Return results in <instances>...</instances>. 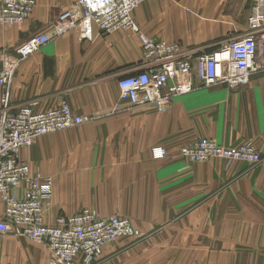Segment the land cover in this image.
Returning <instances> with one entry per match:
<instances>
[{
	"label": "crops",
	"instance_id": "1",
	"mask_svg": "<svg viewBox=\"0 0 264 264\" xmlns=\"http://www.w3.org/2000/svg\"><path fill=\"white\" fill-rule=\"evenodd\" d=\"M35 1V11L24 23L0 24V55L2 51L14 55L33 36L51 38L16 68L11 105L14 109L30 105L43 112L66 99L76 114L91 117L85 132L92 134V148L72 149L78 153L75 164H69L75 165L78 190L83 197L108 198V207L93 208L124 214L151 235L141 243L105 247L96 264L155 262L154 255L144 250L152 244L190 247L183 259L190 264H244L246 257L239 247L264 246V69L239 91L217 85L175 97L166 111L136 108L120 99L118 83L142 60L139 34L119 30L96 33L93 41H84L71 29L57 36L54 28L59 19L77 0ZM250 2L254 0H146L133 17L140 33L149 38L212 51L247 31L220 21L240 22V12ZM172 15L177 16V24L169 30ZM259 59L264 63V46ZM199 138L228 148L250 145L263 161L256 166L217 158L193 163L179 156L181 147ZM155 146H164L170 157L152 159ZM31 148L22 149L20 158L34 166L40 146ZM88 149L93 150L91 155L86 154ZM47 151L51 150H43ZM49 171L57 176L56 182L65 179L57 168ZM63 173L66 178L70 174ZM86 182L102 183L107 192L89 194ZM60 189L61 185L55 186L53 201ZM59 212L52 205L45 222H53L51 214ZM25 242L16 253L0 257L7 258L6 264H50L47 247ZM254 260L260 263V255Z\"/></svg>",
	"mask_w": 264,
	"mask_h": 264
},
{
	"label": "built area",
	"instance_id": "2",
	"mask_svg": "<svg viewBox=\"0 0 264 264\" xmlns=\"http://www.w3.org/2000/svg\"><path fill=\"white\" fill-rule=\"evenodd\" d=\"M145 1L80 0V19L75 20L69 12L54 28L57 36L75 29L84 41H93L96 33L110 35L119 30L139 34L142 60L119 80L121 100L133 107L165 111L175 97L201 88L223 85L231 91L242 90L263 71L259 56L264 46V0H254L249 30L212 51L186 49L178 42L156 41L141 34L133 12ZM35 8V0H0V24L11 27L24 23ZM50 39L48 34L36 35L19 45L14 55L8 51L0 55V237L13 234L47 247L50 264H95L105 247L122 237L138 235V231L124 219L100 218L89 211L46 224L45 202L52 195L53 181L33 175L19 159L20 151L34 146L41 137L91 121L89 116L76 114L66 101L43 112L30 105L12 107L10 89L16 68ZM151 154L155 160L168 157L162 146L153 147ZM180 155L193 162L221 158L258 164L263 160L250 145L228 148L210 138H199L182 147Z\"/></svg>",
	"mask_w": 264,
	"mask_h": 264
},
{
	"label": "rangeland",
	"instance_id": "3",
	"mask_svg": "<svg viewBox=\"0 0 264 264\" xmlns=\"http://www.w3.org/2000/svg\"><path fill=\"white\" fill-rule=\"evenodd\" d=\"M79 1L80 0H77L75 5L73 7H71L70 11H69L70 13H72V15L75 16V18H74L75 20L80 19V15H79L80 9H78V2ZM243 7H244V11L240 12V14L242 13L240 22H231L228 20H223L220 22L223 23L225 21L224 23H230V24L235 25L236 27L243 26V29L246 28L247 30H249L250 29L249 20H250V17L252 15L253 5L250 2L249 4H247ZM239 8H241V7H239ZM176 20H177V16L172 15V19L167 23V28L169 30H172V28L175 26V24H177ZM136 24H137V22H136ZM138 27H139V25H138ZM139 30H140V28H139ZM238 35H240V34H238ZM238 35H235L234 37H230L225 41H229ZM151 39H153V38H151ZM154 40H156V39H154ZM156 41H162V40H156ZM140 42H141V40H140ZM165 42H167V41H165ZM174 42H176V41H174ZM178 43H180V42H178ZM0 89H1V96H2L3 89L1 86H0ZM10 100H11V89H10ZM62 101H66L68 103V101L66 99H64ZM141 107H145V106H141ZM87 124L88 123H86L82 126L71 127L68 129L60 130V131L52 133L50 135L41 137L37 141V143L34 145V147H32V148L30 147L31 149H33L37 145L40 146L39 153L34 155L35 156V161H34L35 168L31 163L29 164L28 162L21 160L20 153H19V159L23 163L27 164L30 167L31 173L33 175H35V176L39 175L42 177H49L53 181L52 195H51L50 199L45 202L44 221L46 218L49 217L51 206L54 204H56L58 206V208H60V212L53 214V215L51 214V216L54 217L53 222H51V223L45 222L46 224H49V225H53L55 223L56 219L59 217H71V216H74V215L81 213V212H84V211H89V212L95 214L96 216H98L100 218L118 217V218L124 219L128 223H130V225L135 230L138 231V235H135L132 237H122L119 240H117L115 243H117V242L135 243V244L141 243L142 241H145L146 239H148L151 235L144 233L127 216H125L124 214H116V213L115 214H106V213H102V212L99 213L98 211H96L93 208V205H95L97 207H101V208L108 207L110 205L108 198L83 197L82 192H80L78 190V182L76 180L75 165H73L71 167L69 164H70V162H73L74 164L76 162L78 150H77V153L75 154L73 151L75 147H77L78 149H81V150L84 147H91L92 148V144H91V142L93 141L92 134L90 132H85V128H86ZM191 143H193V142H191ZM191 143H189V144H191ZM189 144H186L183 147H185ZM41 149H42V152H41ZM45 149H48L51 151H47L48 153L45 154L43 152V150H45ZM181 149H182V147H181ZM180 150H179V156L182 157L180 155ZM89 152H90V154H89ZM92 152H93V150H91V149L86 150L87 155L88 154L91 155ZM72 155H75V157H71ZM151 157H152V154H151ZM169 157H170V154L168 152L167 158H169ZM167 158H165V159H167ZM152 159H153V157H152ZM184 159H186V158H184ZM210 159H213V158H210ZM210 159H208V160H210ZM217 159H221V158H217ZM162 160H164V159H162ZM186 160H188V159H186ZM222 160L227 161V162H234V161H228L225 159H222ZM188 161H191V160H188ZM262 161L260 163H262ZM191 162H193V161H191ZM240 162H245V161H240ZM193 163H203V162H193ZM246 163H248V162H246ZM260 163H258V164L249 163V165L256 166V165H259ZM51 168H54V169L57 168L58 171L60 172V175H62V177L65 179L63 181L57 180V182L61 181V182L57 183L56 179H55L57 176L52 174L49 171V170H51ZM63 171L65 173H66V171H69L70 174L68 175L67 178H66L65 174L63 173ZM74 181H75V184H74ZM58 184L61 185V189L58 192L56 199L53 201L54 189H55V186ZM85 185L88 186V193L89 194H97L98 195V194H103V193L107 192L104 188H102V185H104V184L99 183V182H90V183L86 182ZM86 193H87V191H86ZM25 241L28 244H36L34 241H32L26 237H17L13 234H6L5 236L3 235L2 237H0V255L7 256V254L16 253L15 249L20 248L21 242L24 243ZM115 243H113L111 245H114ZM239 248L242 250L240 252L242 254H244V256L246 257L245 258L246 261L244 262V264H264V246H243V247H239ZM144 250L150 251L149 256L151 254L154 255L153 259L155 260V262L144 261V262H141L140 264H190V262L183 260L184 258L188 257L190 247H175V246L174 247H167V246H160L158 244H152V245L146 247ZM140 253H142V251ZM171 253H173L174 256L172 258L168 259L171 255ZM102 255H101V257H102ZM258 255H260V259H261L260 263H258L257 261L254 260V259H256V257ZM0 259L1 260L4 259L3 262H0V263H2V264L7 263V262H5V260L7 258L0 257ZM249 260H254V261H249ZM98 261L96 263H98ZM197 264H208V263L202 262V263H197ZM213 264H221V263L220 262H213ZM234 264H236V263H234Z\"/></svg>",
	"mask_w": 264,
	"mask_h": 264
},
{
	"label": "bare ground",
	"instance_id": "4",
	"mask_svg": "<svg viewBox=\"0 0 264 264\" xmlns=\"http://www.w3.org/2000/svg\"><path fill=\"white\" fill-rule=\"evenodd\" d=\"M163 147V146H162ZM167 150V149H166Z\"/></svg>",
	"mask_w": 264,
	"mask_h": 264
}]
</instances>
